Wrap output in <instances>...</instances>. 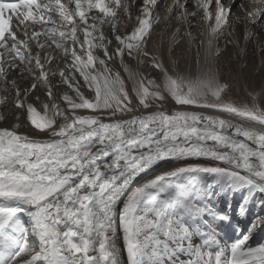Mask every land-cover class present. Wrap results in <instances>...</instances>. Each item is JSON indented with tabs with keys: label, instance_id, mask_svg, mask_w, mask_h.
<instances>
[{
	"label": "snow or ice",
	"instance_id": "6c2138e0",
	"mask_svg": "<svg viewBox=\"0 0 264 264\" xmlns=\"http://www.w3.org/2000/svg\"><path fill=\"white\" fill-rule=\"evenodd\" d=\"M253 5L0 0V264H264V85L237 106L215 67ZM161 23L195 71L153 55Z\"/></svg>",
	"mask_w": 264,
	"mask_h": 264
},
{
	"label": "bare ground",
	"instance_id": "6f19581e",
	"mask_svg": "<svg viewBox=\"0 0 264 264\" xmlns=\"http://www.w3.org/2000/svg\"><path fill=\"white\" fill-rule=\"evenodd\" d=\"M240 1L236 0V6H234L233 10H236L240 13ZM225 2V0H223ZM232 4V0H231ZM241 5V4H240ZM230 6V5H229ZM238 7V8H237ZM214 10V9H213ZM232 10V11H233ZM237 14V13H236ZM244 13L242 12V17ZM230 31L232 28L235 29L233 37H227L220 39L217 43L219 47L222 49L221 60L223 64L217 67V63L215 67L219 70L220 78L223 82L231 83L232 79L236 80V84H243L248 91V93H255L261 90L262 85H264V55L259 57V49L255 43V39L247 40L245 37L248 33L255 30V28H261V26H255L253 28L252 25H248L245 28L243 25L237 24L236 22L232 24ZM163 32L156 40V42L151 43V49L153 55L158 56L160 59H164L167 61L169 58L173 61L172 56L174 54H170L171 50L175 45H178L180 48V64H177V71L187 70V71H195L196 70V56L197 51H203V49L199 46L198 40L197 42H190L188 40L181 41L178 44L173 45L171 43L168 32L165 29V25L163 24ZM205 28L204 24H200L197 28L193 29L194 35L199 34ZM202 38L198 36V39ZM229 39H232V43H228ZM153 41V40H152ZM178 55V54H177ZM178 57V56H177ZM179 59V58H178ZM176 61V60H175ZM221 61V62H222ZM219 64V63H218ZM143 71V67L140 69ZM157 74V73H156ZM230 91V90H229ZM40 94V93H37ZM262 94V93H261ZM23 120V117H22ZM28 126H25L27 130ZM146 176H141L137 179L136 182L141 181ZM134 182V184L136 183ZM121 247V256L126 264V257L123 250V242L120 241Z\"/></svg>",
	"mask_w": 264,
	"mask_h": 264
},
{
	"label": "rangeland",
	"instance_id": "374dc122",
	"mask_svg": "<svg viewBox=\"0 0 264 264\" xmlns=\"http://www.w3.org/2000/svg\"><path fill=\"white\" fill-rule=\"evenodd\" d=\"M225 3V2H224ZM226 5V3H225ZM229 5H232L231 4V1L227 4V7ZM240 5V4H239ZM238 8V7H237ZM234 9V7L232 8V10ZM234 11V15L236 16H241L242 17V12L240 10V13L236 10H233ZM232 11V12H233ZM237 13V14H236ZM235 19L233 18V21H232V24L235 23ZM233 26V25H232ZM258 27V26H257ZM163 23H161L159 26L155 27V30L154 32L152 33V42H156V40H158V38L160 37V35L162 34L163 32ZM255 33H256V36H255V43L256 45L258 46V49H259V57L261 58L262 55H264V31L261 30V28H255ZM151 47V46H150ZM180 48H178V45H175L172 49H171V53L170 54H174V57L172 56V59L173 61L176 62V66L177 64L179 65L180 64ZM178 54V55H177ZM178 56V57H177ZM179 58V59H178ZM222 58L220 57L219 60H218V63H217V67L220 65V63L223 64V61L225 60V57H224V60L222 61L221 60ZM222 61V62H221ZM153 75H157L156 73H153ZM230 84V88L227 90V92L224 94V100L225 101H231V102H234L235 104H237V106H243L245 104L251 106V103H252V97L250 95V93H248V91L246 90L245 86L243 84H240V85H237L236 84V80L235 79H232V82L229 83ZM230 90V91H229ZM259 105L260 107H264V93H262L259 97ZM203 162V161H201ZM176 165L174 164H168L166 165L165 167L167 168H170V167H174ZM151 177V174H149V176H146L144 179H147V178H150ZM144 179H142L141 181L139 182H136L135 184L137 183H140L142 182ZM135 184L133 186H135ZM125 254V257H126V253L124 252Z\"/></svg>",
	"mask_w": 264,
	"mask_h": 264
}]
</instances>
